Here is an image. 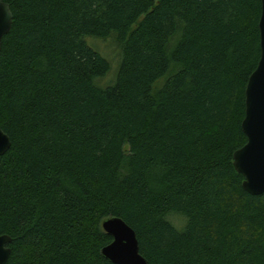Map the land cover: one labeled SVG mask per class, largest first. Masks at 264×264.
Wrapping results in <instances>:
<instances>
[{"label": "trees", "instance_id": "1", "mask_svg": "<svg viewBox=\"0 0 264 264\" xmlns=\"http://www.w3.org/2000/svg\"><path fill=\"white\" fill-rule=\"evenodd\" d=\"M0 234L7 264H112L132 227L149 264H264V194L243 189L261 0H1ZM114 38L111 62L89 40Z\"/></svg>", "mask_w": 264, "mask_h": 264}, {"label": "water", "instance_id": "2", "mask_svg": "<svg viewBox=\"0 0 264 264\" xmlns=\"http://www.w3.org/2000/svg\"><path fill=\"white\" fill-rule=\"evenodd\" d=\"M259 20L261 57L256 70L250 76L245 95V118L241 124L247 143L234 155V167L244 177L243 189L252 196L264 194V0ZM13 13L9 4L0 0V53L3 38L13 25ZM12 146L10 137L0 127V156ZM112 242L101 250V255L112 264H149L140 252L135 230L119 217H109L102 224ZM12 239L0 234V264H7Z\"/></svg>", "mask_w": 264, "mask_h": 264}, {"label": "rangeland", "instance_id": "3", "mask_svg": "<svg viewBox=\"0 0 264 264\" xmlns=\"http://www.w3.org/2000/svg\"><path fill=\"white\" fill-rule=\"evenodd\" d=\"M89 44L97 49L111 62V72L104 79L98 81V85L106 87L114 81L121 59L120 48L114 38L107 40H89Z\"/></svg>", "mask_w": 264, "mask_h": 264}]
</instances>
